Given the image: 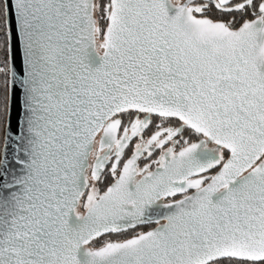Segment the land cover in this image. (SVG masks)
<instances>
[{"label":"snow or ice","instance_id":"1","mask_svg":"<svg viewBox=\"0 0 264 264\" xmlns=\"http://www.w3.org/2000/svg\"><path fill=\"white\" fill-rule=\"evenodd\" d=\"M0 264H264V0H0Z\"/></svg>","mask_w":264,"mask_h":264}]
</instances>
